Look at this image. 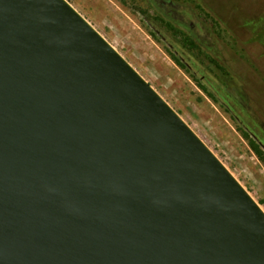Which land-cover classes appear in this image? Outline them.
Segmentation results:
<instances>
[{"label":"water","instance_id":"1","mask_svg":"<svg viewBox=\"0 0 264 264\" xmlns=\"http://www.w3.org/2000/svg\"><path fill=\"white\" fill-rule=\"evenodd\" d=\"M0 264H264V212L66 0H0Z\"/></svg>","mask_w":264,"mask_h":264},{"label":"rangeland","instance_id":"2","mask_svg":"<svg viewBox=\"0 0 264 264\" xmlns=\"http://www.w3.org/2000/svg\"><path fill=\"white\" fill-rule=\"evenodd\" d=\"M167 102L264 212V0H66Z\"/></svg>","mask_w":264,"mask_h":264},{"label":"flooded vegetation","instance_id":"3","mask_svg":"<svg viewBox=\"0 0 264 264\" xmlns=\"http://www.w3.org/2000/svg\"><path fill=\"white\" fill-rule=\"evenodd\" d=\"M157 3L160 5V7L162 8L161 10L163 12H165L166 14H169L172 16V21H175L178 28L181 31H184L183 29H186L189 31L188 34V38H186L185 41L189 40V41H197L194 37V25L192 22H187L186 20H184L183 18H177V12L180 8V6L176 3H174L173 0H156Z\"/></svg>","mask_w":264,"mask_h":264}]
</instances>
